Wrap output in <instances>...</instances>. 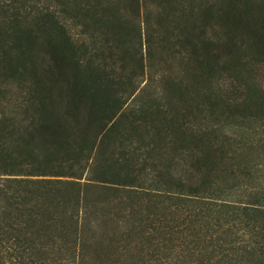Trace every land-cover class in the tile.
<instances>
[{"label":"trees","instance_id":"1","mask_svg":"<svg viewBox=\"0 0 264 264\" xmlns=\"http://www.w3.org/2000/svg\"><path fill=\"white\" fill-rule=\"evenodd\" d=\"M0 264H264V0H0Z\"/></svg>","mask_w":264,"mask_h":264}]
</instances>
